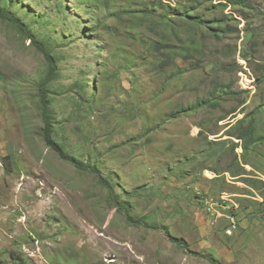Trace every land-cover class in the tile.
<instances>
[{
  "label": "rangeland",
  "instance_id": "374dc122",
  "mask_svg": "<svg viewBox=\"0 0 264 264\" xmlns=\"http://www.w3.org/2000/svg\"><path fill=\"white\" fill-rule=\"evenodd\" d=\"M11 1L0 6L57 57L48 92L55 138L97 167L146 224L130 223L93 174L45 144L37 88L46 60L0 18V264H264L260 193L217 173L230 160L221 140L236 120L260 107L257 135L264 134V0H250L246 11L221 7L224 0ZM229 14L220 30L233 31L217 37L195 20L204 15L216 30L211 20ZM155 41L172 60L163 68L165 53L143 46ZM208 140L215 149L206 158ZM258 150L264 168V146ZM235 152L240 159L242 149ZM222 190L239 207L230 237L227 220L206 210Z\"/></svg>",
  "mask_w": 264,
  "mask_h": 264
},
{
  "label": "trees",
  "instance_id": "16d2710c",
  "mask_svg": "<svg viewBox=\"0 0 264 264\" xmlns=\"http://www.w3.org/2000/svg\"><path fill=\"white\" fill-rule=\"evenodd\" d=\"M9 5H12V1L11 0H7ZM92 1V0H89ZM191 2L194 1L196 2L197 5H199L200 2H203L204 0H190ZM225 2H223L221 4V7L226 8L228 6H231L233 8H244V10L246 11V9H248L250 7V0H224ZM144 14L146 16H150L154 13V9L146 11L143 10ZM129 15H132L131 12H123ZM239 13V12H238ZM122 13L116 14L117 17H121ZM228 15V14H227ZM230 16H225L223 18H215L213 20H211L213 23H215L214 25L218 26V29L213 30V27L211 25V27L209 28V24L206 20H204V15L202 16H195V20H196V24L198 25H205V28L207 30H211L213 33V36L217 37L218 36V32L217 31H221L223 33H225L226 31L232 32L233 28H227L225 27L224 29L220 30L221 27H223L224 21H227L230 17L231 14H229ZM163 17V16H160ZM0 18L9 22V24L13 27H15L22 35L23 38L27 39V40H31L34 44V46L36 47V49L41 52L46 60V64H47V69L46 72L44 73L45 76L44 78L39 82L38 84V97H39V110H40V118L41 121L43 123V127H42V136H43V140L45 142V144L52 150L54 151L63 161H66L72 165H74L78 170L80 171H87L91 174H93L100 182L101 184L107 188V190L109 191V196L111 197V199H115L118 200L117 197L113 196V188L111 187V185L106 181L103 180L101 174L99 173L100 170L95 167V166H88L86 164H84L83 162H80L78 160H76V157L72 156V154L68 151L66 143L64 142V140L60 139L57 140L55 138V120L53 119V116L51 114V99L48 96V92L50 91L49 85L52 81H54L57 78V67H56V62H57V57L52 54V47H50L48 44H46L44 41L37 39L34 34L32 33V30L29 29L26 24L20 20L16 14L12 13L8 8H4L2 6H0ZM92 29V28H91ZM90 29V31H92ZM175 29H172V31H174ZM236 31L239 32L238 29H236ZM148 52H154V51H159L160 53H165L166 57L164 59H162L158 64L162 63L161 68L165 67L166 65H169L171 58L169 57L170 54L166 53V52H162L161 49L164 47V44L161 41H155L152 43H147L143 45ZM151 54V53H150ZM250 53L246 50L245 54H243L245 57H247L249 59ZM190 54H187V51H185L182 54V57L184 59H187L188 57H190ZM263 77H264V72H263ZM222 84H216V87H221ZM206 101H202V102H198L188 108H184L181 109V107H179V110H177L176 112H173V116L177 117L178 114L180 112H184L185 110H196L199 107L203 106V104H205ZM210 104V103H208ZM243 104V103H242ZM211 105H217L215 102L214 104L212 103ZM183 108V107H182ZM259 111H260V107H256L253 110V113H251L249 116L248 115H244L242 118H239L238 120H236V122L230 126V128H228L224 134L227 137L224 140H221L223 142L226 143V148H227V155L230 156V160L229 162L226 164L227 166L221 170V172H217L219 175H224V173H228L233 180H237L239 182H242L247 188H249V193H256L259 192L260 193V197L262 198L261 201H257L255 202L257 204V209L260 212H264V179H262L261 177L264 176V168L261 167L260 163L257 162L259 159L261 158H256L254 156V154H257L259 157H261V152L260 150H258L259 145H263L264 146V134L263 135H257V127H256V122L259 116ZM236 110L233 108L232 110H230L227 114V116H231L233 113H235ZM225 118V117H224ZM248 119V121H247ZM200 131L199 134L202 133V128L199 127ZM236 141H234V140ZM214 141H210L208 140V144L204 146V148L202 149V153L205 154L204 157H211L212 152L215 148H213ZM239 147L242 149L241 155H240V159L237 155V153L235 152V149ZM242 161V163L240 162ZM242 164H247V165H252V167L256 168L257 171L254 170H247L244 165ZM218 176V175H217ZM218 178V177H217ZM222 180L224 182V177H222ZM226 183V182H224ZM112 188V189H111ZM224 190H222L221 192H223ZM220 192V193H221ZM233 194V193H231ZM119 201V205H120V210L124 211V214L127 218V220L134 224V225H143L145 226L146 224V219L141 217L140 219H136L134 218L131 213H130V209L128 208L127 204L125 202H121V200ZM200 203L202 204V206L204 207L203 202L200 200ZM205 210V209H204ZM227 227V222L226 225L223 227L224 228V232H225V228ZM162 228L164 229V227L162 226ZM167 232V231H166ZM168 234V233H167ZM170 240L174 243H176L177 245H179V247H181L182 249H184L186 252H189V250L187 249V244L186 242L181 239V238H177L171 235H168ZM226 237H230L231 235H227L225 233ZM190 253V252H189ZM194 254H197L195 252H191ZM12 254H10L11 256ZM197 255H202V257L210 260L211 262L216 263V259L209 257L205 254H200L198 253ZM14 259V258H13ZM18 260H20V262H18V264H31L29 262H23L21 261V259L17 258ZM219 264V263H216Z\"/></svg>",
  "mask_w": 264,
  "mask_h": 264
},
{
  "label": "built area",
  "instance_id": "2783aa9c",
  "mask_svg": "<svg viewBox=\"0 0 264 264\" xmlns=\"http://www.w3.org/2000/svg\"><path fill=\"white\" fill-rule=\"evenodd\" d=\"M234 194L228 193L226 191L221 192L218 195L219 204L209 205L211 207V216L216 218L224 217L227 220V227L225 228V233L227 235H232L238 227L237 212L239 207H233L231 202H226V200H233Z\"/></svg>",
  "mask_w": 264,
  "mask_h": 264
},
{
  "label": "bare ground",
  "instance_id": "6f19581e",
  "mask_svg": "<svg viewBox=\"0 0 264 264\" xmlns=\"http://www.w3.org/2000/svg\"><path fill=\"white\" fill-rule=\"evenodd\" d=\"M214 201V200H213ZM218 203H219V201H217ZM213 203V202H212ZM212 205V204H211ZM208 212H210L211 213V208L209 207V208H207L206 209Z\"/></svg>",
  "mask_w": 264,
  "mask_h": 264
}]
</instances>
